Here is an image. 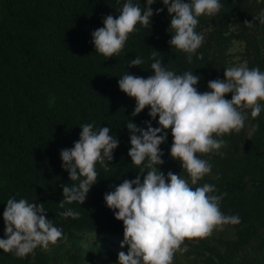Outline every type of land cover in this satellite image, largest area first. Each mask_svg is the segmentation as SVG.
I'll return each mask as SVG.
<instances>
[{"label": "trees", "instance_id": "1", "mask_svg": "<svg viewBox=\"0 0 264 264\" xmlns=\"http://www.w3.org/2000/svg\"><path fill=\"white\" fill-rule=\"evenodd\" d=\"M144 2L139 0L141 7ZM220 2L214 16L197 18L195 31L202 32L204 40L189 64L184 52L171 50L167 43L170 18L160 0L150 5L154 11L150 26L138 24L121 53L109 58L95 51L90 33L103 26L104 16L118 15L117 0H0V238L5 236L2 213L7 199L23 197L43 203L46 218L62 229V237L48 249L68 245L71 264L118 260L108 247L84 244L87 234L123 235V223L106 206L103 195L140 170L128 156L126 123L130 119L145 127L148 107L132 116L135 99L119 89L117 80L127 70L149 76L152 60L159 58L176 73L193 70L200 78L197 90L208 91L207 82L223 79L224 68L231 66L234 42L243 44L241 60L249 68L264 70V23L258 19L264 0ZM156 8L163 11L156 14ZM136 56L144 62L129 66L128 60ZM225 97L230 99L231 93ZM83 123H93L94 129L108 126L119 143L107 170L96 164L97 181L85 200L65 204L79 211V217L61 218L62 185L74 182L61 168L59 151L73 146ZM152 125L157 126L155 119ZM168 132L159 146L164 163L158 167L165 174L171 170L187 178L180 162L168 154L172 143ZM222 138L226 141L222 156L198 154L212 165L211 173L198 184L211 183L216 194L226 193L220 210L238 215L239 223L226 225L232 232L229 239L186 238V256L191 264H264V108L258 116H249L239 133ZM178 253L172 264H181ZM0 264L57 263L38 246L23 258L0 250Z\"/></svg>", "mask_w": 264, "mask_h": 264}, {"label": "clouds", "instance_id": "2", "mask_svg": "<svg viewBox=\"0 0 264 264\" xmlns=\"http://www.w3.org/2000/svg\"><path fill=\"white\" fill-rule=\"evenodd\" d=\"M157 0H117L118 15L103 17L102 27L93 30L91 42L95 51L109 58L121 53L129 35L138 31L137 25L148 28L154 14L150 5ZM166 6L171 33L167 43L186 54L192 63L193 54L204 40L202 32L195 31L198 17L214 16L221 8L220 0H160ZM162 8H156L159 14ZM258 19L264 23V9ZM252 24L251 22H248ZM153 57L155 52L152 53ZM143 58L128 60L129 66H139ZM147 77L130 74L127 70L117 80L120 90L135 99L132 116L148 107L149 120L140 127L132 120L126 123L129 130L128 156L131 163L140 166L132 179H124L113 190L104 193L106 206L123 223L118 264H172L174 254L187 251L186 238H205L225 225L239 223V216L220 210V201L226 193H217L211 183L198 184L211 173L212 165L198 154L218 152L226 144L224 134L239 133L245 121L256 117L264 108V70L249 68L247 61L224 68L223 79L207 82L208 91L195 87L199 77L193 70L176 73L165 67L159 58L150 65ZM231 93V98L225 97ZM156 120L157 126L152 125ZM79 139L70 148L59 151L61 168L67 170L74 183L62 185V199L58 205L64 209L61 218L79 217V211L65 204H81L92 185L97 181L96 164L107 170L119 140L108 126L94 129L93 123L79 125ZM172 143L169 156L180 162L185 176L169 170L166 174L158 165L164 163L163 149L169 135ZM145 169H147L145 171ZM141 173L143 178L141 179ZM218 175V174H217ZM43 203L29 202L21 197H9L2 213L4 238L0 250L23 258L39 246L48 249L62 237V229L46 218Z\"/></svg>", "mask_w": 264, "mask_h": 264}, {"label": "rangeland", "instance_id": "3", "mask_svg": "<svg viewBox=\"0 0 264 264\" xmlns=\"http://www.w3.org/2000/svg\"><path fill=\"white\" fill-rule=\"evenodd\" d=\"M243 51V44L240 42H234L231 49L230 53L232 54L231 58V66L234 65H239L242 60H241V53ZM209 239H219V238H224V239H229L232 237V232L228 227L225 225L222 230H214L210 236H208ZM85 241L84 244L86 247H92V246H102V247H108L110 248L115 255H118L120 251H124L125 254L127 253V245H124L123 248H121L120 241L123 239V235L119 236H106V235H91L87 234L84 236ZM50 257L54 260L55 263L57 264H71L70 260V251H69V246L66 245L63 248H50L47 249ZM186 251L183 253H178V260L181 264H191L190 260L191 257L186 256ZM102 264H118L117 261L111 260L109 257H107L106 263Z\"/></svg>", "mask_w": 264, "mask_h": 264}]
</instances>
